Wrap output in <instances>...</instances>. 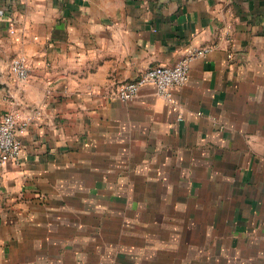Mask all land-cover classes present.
<instances>
[{"label": "crops", "instance_id": "obj_1", "mask_svg": "<svg viewBox=\"0 0 264 264\" xmlns=\"http://www.w3.org/2000/svg\"><path fill=\"white\" fill-rule=\"evenodd\" d=\"M189 56L169 96H117ZM10 111L0 264H264V0H0Z\"/></svg>", "mask_w": 264, "mask_h": 264}, {"label": "built area", "instance_id": "obj_2", "mask_svg": "<svg viewBox=\"0 0 264 264\" xmlns=\"http://www.w3.org/2000/svg\"><path fill=\"white\" fill-rule=\"evenodd\" d=\"M206 51L208 48L199 49L195 55ZM191 59L192 56H189L173 65L150 66L137 78L120 82L116 86V94L122 101H133L138 98L142 87L152 85L157 94L169 96L174 86H182L188 82ZM13 70L21 79L28 76V68L23 58L14 60ZM30 120L31 118L27 117L20 121L14 111L6 113L0 119V166L9 161L18 164L22 162L25 151L19 134L27 128Z\"/></svg>", "mask_w": 264, "mask_h": 264}]
</instances>
